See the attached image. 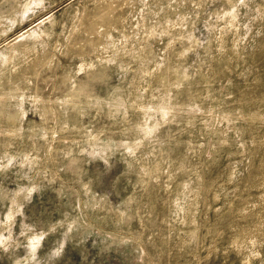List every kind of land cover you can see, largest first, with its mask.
<instances>
[{
    "label": "rangeland",
    "instance_id": "obj_1",
    "mask_svg": "<svg viewBox=\"0 0 264 264\" xmlns=\"http://www.w3.org/2000/svg\"><path fill=\"white\" fill-rule=\"evenodd\" d=\"M0 264H264V0H0Z\"/></svg>",
    "mask_w": 264,
    "mask_h": 264
}]
</instances>
